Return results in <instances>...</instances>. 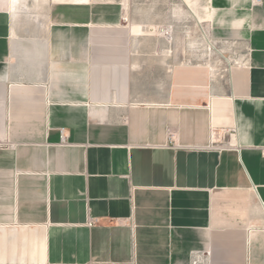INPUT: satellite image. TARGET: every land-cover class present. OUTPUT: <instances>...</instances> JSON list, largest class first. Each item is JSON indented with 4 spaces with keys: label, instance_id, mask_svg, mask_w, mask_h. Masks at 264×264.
<instances>
[{
    "label": "crops",
    "instance_id": "obj_1",
    "mask_svg": "<svg viewBox=\"0 0 264 264\" xmlns=\"http://www.w3.org/2000/svg\"><path fill=\"white\" fill-rule=\"evenodd\" d=\"M205 1L225 73L116 0H0V264H264V0Z\"/></svg>",
    "mask_w": 264,
    "mask_h": 264
},
{
    "label": "rangeland",
    "instance_id": "obj_2",
    "mask_svg": "<svg viewBox=\"0 0 264 264\" xmlns=\"http://www.w3.org/2000/svg\"><path fill=\"white\" fill-rule=\"evenodd\" d=\"M116 1L124 5L129 23L142 25L146 32L155 28L164 30L169 33L171 41L182 42L185 60L211 64L219 73H225L245 54L238 48L211 42L205 0H190L196 5L188 0Z\"/></svg>",
    "mask_w": 264,
    "mask_h": 264
},
{
    "label": "built area",
    "instance_id": "obj_3",
    "mask_svg": "<svg viewBox=\"0 0 264 264\" xmlns=\"http://www.w3.org/2000/svg\"><path fill=\"white\" fill-rule=\"evenodd\" d=\"M262 3H263V0H254V4L255 5H260ZM124 21L128 22V20L126 18L124 19ZM66 139H67V137L64 134V130H62V140H63V142H65ZM261 153H262V156L264 157V148L261 149ZM93 224H94V221L91 220L90 221V226H92ZM193 264H206V262L204 261V258L202 259L200 256H196Z\"/></svg>",
    "mask_w": 264,
    "mask_h": 264
}]
</instances>
